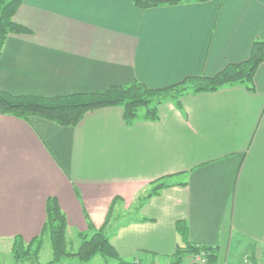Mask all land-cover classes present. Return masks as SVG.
<instances>
[{"label": "crops", "instance_id": "obj_1", "mask_svg": "<svg viewBox=\"0 0 264 264\" xmlns=\"http://www.w3.org/2000/svg\"><path fill=\"white\" fill-rule=\"evenodd\" d=\"M152 1L161 4L23 0L13 21L30 34L5 40L0 91L66 96L133 81L165 88L212 77L264 42V0ZM180 105L165 102L156 121L130 125L118 106L87 112L75 127L0 115V240L38 237L49 197L75 235L87 232L85 216L102 226L119 198L115 208L134 217L109 240L125 261L168 260L183 246L176 224L184 222L186 241L216 247L218 264L242 243L247 264H264V62L253 91L225 87L184 95ZM159 179L166 186L147 198Z\"/></svg>", "mask_w": 264, "mask_h": 264}, {"label": "trees", "instance_id": "obj_2", "mask_svg": "<svg viewBox=\"0 0 264 264\" xmlns=\"http://www.w3.org/2000/svg\"><path fill=\"white\" fill-rule=\"evenodd\" d=\"M128 1L141 10L155 8L161 4L152 0ZM22 2L23 0H0V53L9 35L30 34L27 28L13 21V16ZM263 62L264 42L256 40L246 61L229 64L212 77L202 75L186 77L182 81L165 88L153 89L138 81H133L127 85L110 86L102 92L66 96L11 95L0 91V115L12 116L27 123L32 117H38L61 127H75L87 112L118 106L123 110V119L126 124L130 125L135 121L154 122L158 119V107L160 105L172 101L175 107L180 108V99L184 95L213 93L222 88L237 85H243L247 90L253 91V78ZM141 110L142 113H140ZM165 186L166 183L160 179L156 180L153 182L147 198L157 194ZM119 201H121L119 198L112 200L105 221L99 228H96L85 216L87 232L76 233L75 236L79 239V245L75 252H70L67 247L66 216L60 210L57 200L49 197L45 205L46 220L40 235L27 244L18 237L13 239L15 242L12 250L14 260H33L36 262L43 239L48 237L53 256L52 262L48 264H58L64 258H75V264H88L97 256L113 261L114 264H141L139 260L125 261L121 259L107 235L109 224L113 220L115 206ZM138 208L135 209V213L138 212ZM130 215L128 213V216ZM176 231L183 246H178L174 254L170 256L168 259L170 264H183L187 256H195L201 252L205 254L208 264H215L218 257L216 247L196 246L186 241L188 228L184 222H177Z\"/></svg>", "mask_w": 264, "mask_h": 264}, {"label": "rangeland", "instance_id": "obj_3", "mask_svg": "<svg viewBox=\"0 0 264 264\" xmlns=\"http://www.w3.org/2000/svg\"><path fill=\"white\" fill-rule=\"evenodd\" d=\"M142 112L143 111L141 110L140 113ZM129 212H131V210H129L128 207H116L115 208V211L113 213V220L109 224V227L107 230V235L109 237H111L110 233L115 229V227L120 221L124 223L123 221L128 218ZM74 232L75 231L73 230V232L70 231L67 233V245H68L67 247H68V251L70 252H75L76 248L79 245V239L75 236ZM14 244H15L14 240H0V264H48L52 262L53 256H52V250L50 247V241L48 237H45L43 239V244H42V247L39 253V257L36 262L33 260L15 261L13 257V251H12ZM242 245L240 244L237 247L235 256L233 257L229 258L228 257L229 255L226 257L223 254L222 261L226 262L225 259H228L227 260L228 263L226 264H230V261L236 264H247V261L249 260V258L245 256L243 252L244 250H242V247H241ZM218 258L219 257H217L215 264H218V260H220ZM141 260H140L141 264H170L169 260H165L163 258L157 259V260L153 258L149 260L147 259H141ZM75 263H76L75 258H64V259H61V261L58 264H75ZM88 264H114V262L110 260H105L104 258L97 256L93 258ZM183 264H196L194 261V256L192 255L187 256L184 259ZM204 264H208L207 261Z\"/></svg>", "mask_w": 264, "mask_h": 264}, {"label": "built area", "instance_id": "obj_4", "mask_svg": "<svg viewBox=\"0 0 264 264\" xmlns=\"http://www.w3.org/2000/svg\"><path fill=\"white\" fill-rule=\"evenodd\" d=\"M194 261L196 264H204L206 262L205 254L203 252H201L200 254L195 255Z\"/></svg>", "mask_w": 264, "mask_h": 264}]
</instances>
